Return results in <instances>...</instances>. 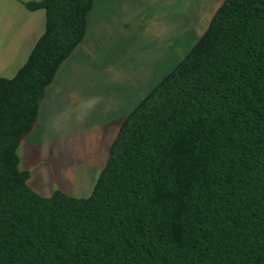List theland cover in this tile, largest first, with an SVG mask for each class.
I'll use <instances>...</instances> for the list:
<instances>
[{
  "label": "trees",
  "instance_id": "trees-1",
  "mask_svg": "<svg viewBox=\"0 0 264 264\" xmlns=\"http://www.w3.org/2000/svg\"><path fill=\"white\" fill-rule=\"evenodd\" d=\"M21 3L44 30L0 77V264H264V0H223L121 122L86 198L37 194L17 150L93 0Z\"/></svg>",
  "mask_w": 264,
  "mask_h": 264
},
{
  "label": "rangeland",
  "instance_id": "rangeland-1",
  "mask_svg": "<svg viewBox=\"0 0 264 264\" xmlns=\"http://www.w3.org/2000/svg\"><path fill=\"white\" fill-rule=\"evenodd\" d=\"M0 0V77H12L44 30V12ZM223 0H93L83 42L59 68L17 150L29 187L90 195L118 128L185 57Z\"/></svg>",
  "mask_w": 264,
  "mask_h": 264
}]
</instances>
